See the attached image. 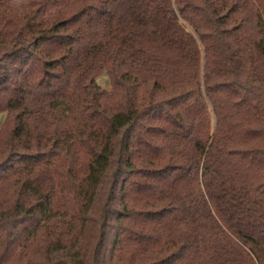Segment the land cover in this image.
I'll use <instances>...</instances> for the list:
<instances>
[{
  "label": "trees",
  "instance_id": "1",
  "mask_svg": "<svg viewBox=\"0 0 264 264\" xmlns=\"http://www.w3.org/2000/svg\"><path fill=\"white\" fill-rule=\"evenodd\" d=\"M0 113V264H264V0H0Z\"/></svg>",
  "mask_w": 264,
  "mask_h": 264
},
{
  "label": "rangeland",
  "instance_id": "2",
  "mask_svg": "<svg viewBox=\"0 0 264 264\" xmlns=\"http://www.w3.org/2000/svg\"><path fill=\"white\" fill-rule=\"evenodd\" d=\"M97 81L99 82V84L104 87V88H109V80L108 77L105 73L99 75L97 77ZM2 113H0V118L2 117Z\"/></svg>",
  "mask_w": 264,
  "mask_h": 264
}]
</instances>
